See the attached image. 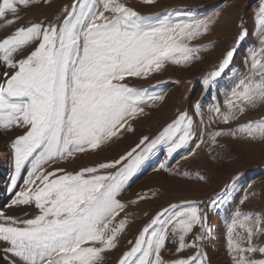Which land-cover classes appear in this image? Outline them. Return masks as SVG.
I'll return each instance as SVG.
<instances>
[{
  "label": "snow or ice",
  "instance_id": "snow-or-ice-1",
  "mask_svg": "<svg viewBox=\"0 0 264 264\" xmlns=\"http://www.w3.org/2000/svg\"><path fill=\"white\" fill-rule=\"evenodd\" d=\"M49 2L0 0V19L12 25L19 6ZM155 3L143 0L146 6ZM221 14L200 17L192 9H171L145 15L126 0H73L55 21L29 22L0 37V64L11 69L0 73V134L19 130L9 143L8 192L15 195L8 207L37 210L23 217L0 210L2 264H106L130 227L126 209L148 198L138 194L126 202L120 197L159 153L164 158L153 170L167 172L178 151L195 156L205 144L223 147V136L264 142V119L209 130L217 122L237 121L248 106L264 104V0H259L253 13L259 46L246 50L248 72L226 94L223 109L218 97H207L246 44L244 15L238 17L234 44L202 76L204 94L187 110L116 158L78 169L67 166L134 132V123L149 115L146 108H155L166 93L154 92L155 86H131L129 80L149 79L169 64L191 67L201 61L207 49L194 42L211 31ZM195 179L207 178L197 174ZM248 200L245 193L240 204ZM202 203L185 201L157 211L127 240L129 247L116 264H211L205 246L211 229ZM261 237L264 210L234 209L226 221L231 264H264Z\"/></svg>",
  "mask_w": 264,
  "mask_h": 264
},
{
  "label": "rangeland",
  "instance_id": "rangeland-1",
  "mask_svg": "<svg viewBox=\"0 0 264 264\" xmlns=\"http://www.w3.org/2000/svg\"><path fill=\"white\" fill-rule=\"evenodd\" d=\"M72 3L73 0H50L49 3H33L28 7L19 6V19L14 24L6 25L5 21L0 19V37L29 22L55 21L62 8ZM126 3L145 15L162 13L171 9H192L194 14L200 17L211 15L215 11H221L222 14L211 31L194 42L207 49L201 53L203 57L201 61L191 67L169 64L165 71L154 74L149 79L131 78L129 80L130 85L135 87L153 89L155 86L154 92H165V99L157 102L155 108H146L149 115L134 123V132L126 133L118 142L105 146L102 150L81 155L78 160L67 165L70 169H78L84 165L91 166L98 161L118 157L133 147L142 135L155 136L178 111L187 110L193 100L204 94L202 76L214 70L226 50L234 44L236 25L240 15L245 16L249 30L246 44L235 56L231 71H226V74L219 78L218 83L213 85L211 96L207 99L218 97L222 109L225 107L226 94L230 93L238 79L248 72V67L244 63L246 50L259 46L254 35L253 19L259 0H156L153 6L144 5L143 0H126ZM8 18L14 19L10 13ZM10 71L11 69L0 64V73ZM208 118L209 114L205 110V121ZM259 119H264L262 103L248 106L237 121L228 125L217 122L209 130L235 128L239 124ZM18 132L19 130L16 133L1 134L0 147L4 154H0V174L4 179L5 188L0 186V210L7 215L23 217L25 213L29 216L34 215L37 210L34 207H8L15 193H9L8 189L6 190L9 188L10 172H12L10 138ZM219 145L223 147L202 145L195 156H189L187 149L178 151L169 160L167 172L153 170L164 158L161 152L158 158H153L137 173L120 198L126 202L136 200L138 194H146L148 198L126 209L130 227L121 239V248L108 256L106 264H116L121 252L129 247L127 240L134 239L138 230L157 211L170 204L180 205L185 201H203L200 207L207 211V223L211 229L210 239L205 242L211 264H231L226 251V221L236 208L254 213L264 210V142H250L223 136L219 138ZM2 171H6V174ZM176 172L180 174L177 175ZM184 173L190 175L185 177ZM197 174L204 175L207 178L206 181L195 179ZM7 177L8 180H6ZM245 193L249 194V200L241 205L240 200ZM6 196L8 199L4 202ZM124 216L125 213H121V217ZM259 242H264V237H261Z\"/></svg>",
  "mask_w": 264,
  "mask_h": 264
},
{
  "label": "bare ground",
  "instance_id": "bare-ground-1",
  "mask_svg": "<svg viewBox=\"0 0 264 264\" xmlns=\"http://www.w3.org/2000/svg\"><path fill=\"white\" fill-rule=\"evenodd\" d=\"M201 96V95H200ZM199 96V97H200ZM2 140V135L0 134V141ZM0 154H4V151H3V149L0 147ZM7 166V165H6ZM79 166V165H78ZM69 167V166H68ZM5 168H7V167H5ZM2 173H4V174H6V171H2ZM10 173H12V172H10ZM2 176V174H0V186L3 188L4 186H3V182H4V179L1 177ZM6 180H8V177L6 178ZM10 182V181H9ZM5 188V187H4ZM8 188H6V190H7ZM7 199H8V196H6V198H5V201L4 202H6L7 201ZM0 264H2V262H0Z\"/></svg>",
  "mask_w": 264,
  "mask_h": 264
}]
</instances>
